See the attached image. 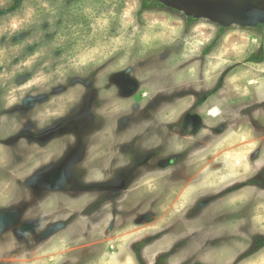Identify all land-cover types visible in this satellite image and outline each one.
Here are the masks:
<instances>
[{
  "label": "rangeland",
  "instance_id": "obj_1",
  "mask_svg": "<svg viewBox=\"0 0 264 264\" xmlns=\"http://www.w3.org/2000/svg\"><path fill=\"white\" fill-rule=\"evenodd\" d=\"M14 1L0 0V10ZM142 2L22 0L0 16V205L8 222L0 264H264V0H149L148 10ZM257 55L263 60L251 61ZM103 74L137 89L129 95L139 108L168 95L155 115L162 133L144 142L167 143L162 156L183 162L143 176L116 219L112 210L95 225L80 218L85 225L70 229L80 239L54 237L36 254L38 245L16 236L44 215L27 189L59 145L41 150L34 141L48 125H81ZM183 112L186 135L166 136ZM239 182L244 188L232 191Z\"/></svg>",
  "mask_w": 264,
  "mask_h": 264
},
{
  "label": "flooded vegetation",
  "instance_id": "obj_2",
  "mask_svg": "<svg viewBox=\"0 0 264 264\" xmlns=\"http://www.w3.org/2000/svg\"><path fill=\"white\" fill-rule=\"evenodd\" d=\"M123 72L132 73L129 70ZM132 75L133 78H136L134 73ZM104 79L105 74L100 78L99 86L94 84L89 89V93H92L93 89L98 90L97 99L96 102H90L88 98L85 100V105L80 109V113L83 115L81 125L70 126L69 128L55 127L52 131V128L49 129L53 126L51 124L44 129L45 132L43 131L36 137L35 141L37 140V142L34 141V144L39 146L41 150L53 148L52 145L58 143L59 151L48 162L46 161V164L35 170L34 173L38 171L34 176L38 185L27 189L31 202L34 200V205L41 207L44 215L33 219L32 221L37 228L33 232L24 233L22 238L16 236L15 243L29 241L30 247H34L52 240L56 241L53 239L54 237L70 238L71 226L78 222V216L83 220L88 219L87 221L96 218L101 220L107 211L112 210L111 214L116 219L119 216L121 205L128 198L134 200L132 193L135 195L140 193H136V191L139 190L138 185L141 184L140 181L143 180V176L165 172L168 168L176 167L183 162V156L180 158L176 156L163 157L167 143L162 141L163 145H161L156 144L155 141L151 144L144 142V136L150 137L155 133L159 137V134L162 133V130L155 125V116L153 115L159 112L160 107L167 105L168 95L165 94L162 98L155 97L149 101L148 105L145 103L143 108H139L137 106L138 96L129 95L130 92L139 95L137 89L132 91L130 87L127 89L112 83L111 80L105 82ZM197 93L201 94V92ZM201 101L202 98L200 97L198 103ZM200 108L201 106L197 113L201 115ZM150 110H153V113ZM147 111L149 115L144 117L143 115ZM185 113L183 112L172 124L173 132L167 127L165 128L166 136L171 134L181 138L186 135L182 132L180 125ZM92 114L95 117H92ZM151 114L153 115L151 116ZM72 118L75 121L76 118L74 116ZM63 119L65 120L66 117ZM144 121L146 122L144 123ZM37 123L41 124L38 121ZM186 127L183 126L187 132L193 131V129H186ZM224 127H220L217 131L222 132ZM149 128L151 129L149 130ZM201 132L202 129L199 130L198 134L196 132V136L200 135ZM20 135H24V133ZM73 137L74 140L69 143L67 140H65L67 142L63 141ZM95 139H98V144H95L97 143ZM3 168L0 172L5 173V165ZM171 173L175 176V180L180 179L179 171ZM0 176H2L1 173ZM95 176L98 178H94ZM260 178V174L254 176L251 181L252 185L255 179ZM237 184L232 188V191L238 187L241 190L245 186L240 182ZM82 197L89 198L85 207L84 204H78ZM213 201H215L214 198H209L205 200V203L210 204ZM0 206L2 209L0 238L3 239V237L5 238V223L7 225L8 222H5V204ZM60 206H63L66 212L58 214ZM49 230H54L55 233L48 234ZM75 239L78 240L80 237ZM154 261L152 264H156Z\"/></svg>",
  "mask_w": 264,
  "mask_h": 264
},
{
  "label": "bare ground",
  "instance_id": "obj_3",
  "mask_svg": "<svg viewBox=\"0 0 264 264\" xmlns=\"http://www.w3.org/2000/svg\"><path fill=\"white\" fill-rule=\"evenodd\" d=\"M162 94V93H161ZM175 94H177V92L175 93ZM162 95H165V93L164 94H162ZM174 95V94H173ZM167 96V95H166ZM172 96V95H171ZM161 98H162V96H161ZM164 98V97H163ZM162 100V99H161ZM172 100V99H171ZM128 101V100H127ZM159 101H160V99H159ZM124 103V102H123ZM126 103V102H125ZM171 103V102H170ZM133 104V103H132ZM236 104H239L238 102L236 103ZM129 107H132V106H129ZM159 108V107H158ZM160 109H161V107H160ZM158 111V110H157ZM126 113H127V111H126ZM157 113V112H156ZM165 113V112H164ZM211 113H213L212 115L213 116H218V110L215 108ZM161 114V113H160ZM172 114V113H171ZM156 115V114H155ZM155 115H153V116H155ZM169 115V114H168ZM144 116V115H143ZM165 116V115H164ZM163 116V117H164ZM145 117V116H144ZM167 117H169V116H167ZM152 118V117H151ZM144 119V118H143ZM153 119V118H152ZM156 119V118H155ZM162 119V118H161ZM154 121V120H153ZM143 122V121H142ZM142 122H139V123H141V124H143ZM146 121H144V123H145ZM153 123V122H152ZM154 123H155V121H154ZM153 123V124H154ZM155 125H156V123H155ZM150 126V125H149ZM106 128V127H105ZM118 128V127H117ZM151 128H149V130H150ZM153 129V128H152ZM145 131V130H144ZM149 132V131H148ZM105 133V132H104ZM124 137V136H123ZM148 137V136H147ZM97 141H98V139H97ZM95 144H98V142L97 143H95ZM111 147V146H110ZM117 147V146H116ZM110 149V148H109ZM110 151V150H109ZM112 151V150H111ZM161 151V150H160ZM114 152V151H113ZM112 152V153H113ZM37 162V161H36ZM103 169V168H102ZM30 170V169H29ZM99 171H101V170H99ZM28 195V194H27ZM23 197V196H22ZM20 199H22V198H20ZM24 200V199H23ZM30 203H32V202H30ZM77 203V202H76ZM67 205H69V204H67ZM20 206V205H19ZM71 206V205H70ZM29 207V206H28ZM27 207V208H28ZM29 209V208H28ZM28 212V211H27ZM69 212H71V211H69ZM27 214V213H26ZM101 214V213H100ZM67 215V214H66ZM77 215V214H76ZM80 215V214H79ZM84 215V214H83ZM61 216V215H60ZM78 216V215H77ZM67 217V216H66ZM56 218V217H55ZM61 218V217H60ZM59 218V219H60ZM78 219L77 220H79L77 223H75V225L73 224L72 226H71V229H72V231H73V228L74 229H76L78 226L77 225H85V222H81L82 221V219H80V217L78 216L77 217ZM58 219V218H57ZM86 221V220H85ZM96 221H97V218L96 219H94V220H92V224L93 225H95V223H96ZM101 221V220H100ZM21 224V223H20ZM40 224V223H39ZM79 228V227H78ZM99 229V228H98ZM69 239H71V241L72 240H74L73 238H69ZM33 241V240H32ZM28 245H29V247L31 246V243H29V241L28 242H26ZM32 243H34V242H32ZM72 243V242H71ZM75 243V242H74ZM23 246V245H22ZM46 246V244L45 243H43V244H41V245H39L38 247H36V249L34 250V253H36V254H39L40 253V251H42V249L44 248ZM29 247H27V248H29ZM39 249H41V250H39ZM23 252H24V250H23ZM29 252V251H28ZM30 253H31V251H30ZM60 254H64V253H60ZM65 255V254H64ZM47 258V257H46ZM69 262H71L70 260H69ZM66 263V262H65ZM68 264H70V263H68Z\"/></svg>",
  "mask_w": 264,
  "mask_h": 264
},
{
  "label": "trees",
  "instance_id": "obj_4",
  "mask_svg": "<svg viewBox=\"0 0 264 264\" xmlns=\"http://www.w3.org/2000/svg\"><path fill=\"white\" fill-rule=\"evenodd\" d=\"M22 3V0H15L14 1V4L12 5V7L9 9V10H0V16H4L5 14H8L10 12H13L15 10H17L20 5ZM155 4H151L149 2V0H143L142 2V9L143 10H148V9H151ZM263 59H261L258 55L257 56H254L253 58H251V61H255V62H261Z\"/></svg>",
  "mask_w": 264,
  "mask_h": 264
}]
</instances>
